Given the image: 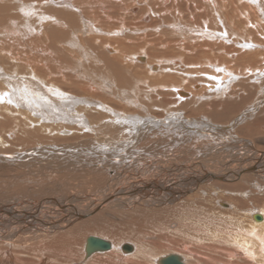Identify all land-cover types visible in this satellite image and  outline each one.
Listing matches in <instances>:
<instances>
[{
  "label": "bare ground",
  "instance_id": "bare-ground-1",
  "mask_svg": "<svg viewBox=\"0 0 264 264\" xmlns=\"http://www.w3.org/2000/svg\"><path fill=\"white\" fill-rule=\"evenodd\" d=\"M210 2L213 7H216V10H219L224 14H227L229 10L232 13L231 18L234 19L235 17H240L244 21L242 22L236 20L237 23H242L234 25L232 22H227L228 18L225 19L221 17L219 21L221 23L219 26L224 32L226 27L229 33L231 31L228 27H230L235 33H233L232 37H229L227 33L222 34L219 26H217L219 30H217L214 37L199 38V41L196 40L199 43H194V45L191 46L183 45L181 44L182 42L180 43L181 45H178V50H185V55L189 56L191 55L190 49L193 50L197 47V50H199L201 47L211 45L217 40L219 43L223 44L224 42L231 43L230 49L225 53L221 52V55L217 60H214L216 58H205L206 62L204 65L207 69L204 74L196 71L190 72L184 68L182 65V61L184 60H182V56L169 58L163 56V58L157 59L161 62H166L167 70H164L165 73L169 72L171 67L175 68L177 71L178 69H181L177 72L178 74L176 73L177 76H172L173 74L171 75L167 73L166 75H168V79H166V77L162 75V72H160V64H152V60H149L150 57L153 59L154 56H148V53H144L147 49H142L144 52L142 50H139L140 52L135 50L140 54L135 53V55L128 57L122 55L120 51L112 48L108 43H103L102 46H98L100 48L99 50L102 52L103 50H101V48L103 47L102 49H104L105 53L103 52L101 55L96 53L98 59H96V64L94 66L96 68L97 66H100L97 70L106 76H110L112 78L111 81H115V84L119 85L118 88L102 85L101 89L104 92L108 91L109 95L112 91L114 94L117 93L121 87H132L134 90L138 91V86L136 84L138 83L139 87L143 88V95L137 98L139 101L143 99L144 94L148 96V94L151 95V93L155 98H158L157 96H159V100L161 101H165L167 99L170 101L167 108L174 110L175 113L169 114V118H167L168 121L178 119L181 111V116L183 118H186L185 113L190 110L200 115V119L198 118V122L196 121V127L194 126L192 128V123L186 121L180 124L179 120H176V124L173 125V135H184L188 137V140H192V142L193 140H198L202 144H209L208 148H210V151L206 156H197L199 159L192 160L189 163H181L172 157H159L148 166L141 162L144 158L138 155L140 153V149L137 146L140 145L143 140H148V143L151 144L150 149L156 148V152L161 151L158 144H161L163 139H160V142L157 139L150 140V138L157 135V133L154 132H158L157 130L160 131V128H158L160 124L149 123L148 121L150 120H148V118L146 121L144 119L136 121L134 120L135 118L120 119L124 116V114L121 116L120 113L128 112L130 115L129 117H131V115H133L136 111L134 108H127L128 110H126V112H122L123 110L120 112V110L116 108H120V106L125 108L127 103H123L125 106L120 105V102H117V99L114 98V103V99L111 101L109 98L108 100L102 96L99 100L96 99L98 100V102H96L98 103L97 107L101 109V113L100 111L89 110V106L93 104L88 102L89 100L82 99L83 102L88 104L82 105L79 101L68 98L67 95H64L61 91H63L64 88L70 87L69 82L73 80L72 76H74L75 81L72 86H76L79 91H83L90 97L96 96L99 98L100 93L95 91L94 87L91 85L92 83L90 82V79L86 80L85 78L84 80V77L86 76L84 75L83 77L82 69H76V74L74 72V75L68 74L69 72L67 71L52 73L50 68L48 70V68L40 64L42 61L40 58L36 56L32 58L31 53L30 55L27 54L24 59L20 56V54H16V56L11 55L18 65L19 62L21 64L25 63V66L36 67L42 71L43 66V75L40 73V70L38 73L45 77H52L53 75L54 79H47L48 84L50 85L49 88H51L52 91L58 90L60 92L57 91L58 93H55L50 90L51 96H49V94L44 95L42 89L37 84H33L32 88L29 90L16 89V85H14L15 87L13 86L11 88V94L5 92L0 95L1 105L4 103H7V106L10 105V112H13V109H15L16 113L19 115L18 119H20V117H22V119H27V117L33 120L41 119L42 124L40 131L42 132L50 131V123H58V119L60 120L61 118V112L58 110H60L62 106L67 108V110L74 109L76 111H80L79 113L84 112V117L80 114L74 116L72 115L71 124L76 126L75 129L77 128V130L81 128H86L88 130L86 132L87 135L84 137L85 139L79 140L80 138L77 139L76 136L66 137L65 135L71 136V133L66 128H62L58 132V134H64L66 138L62 137L59 139L66 143L68 141L77 140L82 142L83 147L87 149L85 150L87 154H90L88 151H94L96 147L102 143V148H104V151L106 152H103L102 148H97L98 153L96 156L105 160H101V162H99L100 160H97L98 162H93L94 160H91L93 163L87 165V168L91 176L90 182L95 183V186L98 187L99 185L97 182H99L101 185L103 184L106 186V190L101 195L102 197H90L89 200L92 204L86 206L82 203V205L78 207L80 209L73 208V204L76 201L71 200L72 206H67L65 203L66 200L64 199H47L41 202L30 201L28 202V206L27 204H24L25 202H16V200V203L14 204H6V202L4 204L0 203V241H3L0 246H8L13 249L16 248L19 251V253L16 252L14 255L9 253L0 254V264H54V262H47L45 260V255H43L44 258L34 257L31 259L29 258L30 256L20 258L23 257L22 254L25 252L24 251L21 254L22 256L19 255L21 253V249L24 250V248H26L24 247V244H26L27 239L25 237H19V232H21V234H28L32 231H34L33 234L36 233V235L35 237L31 236V238H28L27 242L33 243L30 245L33 246V248L34 242H37L36 246L39 245V247L37 246V249H42V252L46 249V244H49L51 240L59 242L57 240H63L65 238L68 242H70L68 243L69 246L72 245V247H74L73 245H75V247H79L80 255L78 254V259L76 260V256H74L75 259L72 258L71 263L69 264H159L158 261L167 255L179 256L183 264H193L192 260L195 259L198 260H195L197 261L196 264H264V149L257 150L256 144L254 143L255 140V142L258 141L260 144H264V96L261 97L262 102L252 104L255 102L253 99L255 91L259 89L260 92L264 93V26L262 22L258 20V16H256V21L249 20L248 12H251L252 14L255 12H253L254 10L248 6L249 3L244 0H203V3H207V5H209ZM260 3L262 4V2ZM186 7L189 8L188 5H186ZM8 9L10 10V7L6 6V4L0 3V17L7 18L9 15ZM262 9L264 11L263 6ZM196 12L197 10L193 13ZM8 19L11 20L12 18ZM14 19L17 18L15 17ZM143 20L148 22L146 17H144ZM229 20L233 21L232 19ZM248 23H251V26L249 25L250 27H247ZM63 24L67 27L66 22L63 21ZM204 27L209 28L206 26ZM51 29L53 28H50V30ZM63 29L65 30L66 28ZM240 33H243L244 35H240ZM49 34L50 35L48 36L47 33H42V36L48 41L43 45L44 51H41V38H39L40 36L38 37L37 33L33 36V38H31L29 43H34L37 48L39 46L40 53L49 57V59H51L52 54H55L56 56L58 55V57L62 54L65 59V63L68 64L69 55L67 53V47H69V40L67 39V35L63 37V35L61 36L60 34L59 36L53 32H50ZM199 35L200 37L203 36L201 33H199ZM97 41H100L101 43V39L93 37L90 39L89 43L94 45L97 44ZM156 47H163L162 50H164V48H169L167 47L165 40L161 39L153 41V48L155 49ZM243 47H246L247 49H243ZM170 49H173V47H170ZM150 50H152V47ZM94 51L96 52L97 50L95 49ZM155 53L158 54L157 56L161 54L159 52ZM163 55L166 54L164 53ZM103 56L105 57L104 60ZM2 61L3 58L0 59V63H2ZM98 61L100 62L97 65ZM11 62H14V60L12 59ZM128 63L133 66L131 67V71L134 80L130 79L129 73L127 72L129 68L127 69L124 67L127 66ZM194 64L196 66L200 65L196 64V61ZM173 65L175 67H173ZM157 69L159 75H156ZM26 70H28V68ZM144 70L147 71L148 76H140L141 74L146 73ZM29 71L31 73V70ZM94 73L96 72L94 71ZM196 76L199 78L195 79ZM174 78H176V80H174ZM33 79L34 78L31 80ZM58 80L60 83H57ZM176 81L181 82L183 86L174 85L173 83ZM61 82L65 83L66 86L59 85L62 84ZM139 82L146 84L147 89ZM8 86H10V84ZM149 91L151 93H147ZM114 94H112L111 97H114ZM219 96L223 97L224 100H220L219 102L213 101V98L215 100V98ZM258 96L260 97L261 95ZM126 98L129 99L127 95ZM104 103L106 104V109L104 106L102 108ZM155 103L158 107L159 105L157 104L160 102L157 101ZM75 105H78V107ZM244 106H247V108L242 112L240 109ZM107 108L109 109L108 112L110 111L109 113L106 111ZM167 108H163V110L165 111ZM19 110L26 111V114L28 112V116H24L21 112H19ZM202 111L204 114H202ZM239 111L242 113H239ZM147 114L150 115L149 113ZM152 119L154 120V118ZM4 120H7L4 124H12V121L15 122L12 117V113L8 114V118L4 117ZM144 122L149 123V125H144ZM89 123L92 126H90ZM178 124L180 127L177 126ZM62 126L64 127V124ZM54 129L56 128L54 127ZM52 131L53 130L50 132ZM78 132L76 134H78ZM152 132L154 134H151ZM164 132L166 133V130ZM13 133H6L9 139H13V142L11 143L8 139V141H4L3 146L10 147L14 145L16 136ZM73 133H75V130ZM113 133H116L114 137L112 136ZM48 134L50 133L48 132ZM42 135H45L44 138L46 137V133H42ZM119 139L123 141H117ZM91 142H94L95 146L94 144L91 146ZM182 142L183 141H181V143ZM216 142H219V144L214 145ZM163 148H165V146H163ZM41 152L31 150L27 156L33 159V156H35L34 154L36 153L35 158H38V154L40 155ZM79 153L81 154L80 150ZM104 153L106 157L103 155ZM92 154L95 155L93 152ZM109 154L111 156L113 155V158L119 154L118 163L113 158L107 159ZM59 157L61 156H57L60 161L61 158ZM49 162L51 164L50 159ZM75 162L78 163L77 160L73 163L76 164ZM55 166H57V172L66 174L65 168L62 167L64 165H60L61 167L59 165ZM55 166H50V169H55ZM121 167H125L123 171L118 170L122 169ZM73 168L76 171H80L81 169V167H78V164H76ZM109 171H113L114 174H112V177H108ZM130 171L133 172L134 176H128ZM47 172L51 173V170ZM57 172L55 173L57 174ZM123 196L132 197V206L127 203ZM79 200L81 202L85 201L82 198H79ZM13 201L14 199L10 202ZM15 208H17V210H15ZM110 210L116 214L126 213L127 215H132L133 212L135 215L138 211H145L146 213L144 214H147L145 216L155 213H161L160 216L166 214V223H163V227L165 232H168L169 230L171 233L169 236L175 235L176 237L178 234H183L189 229L195 230L190 231L195 233L198 232L202 236L200 235L201 237L197 238V241L193 242L195 243L194 245L187 244L183 241L182 243L177 242L178 250L175 251L169 248L166 250H171V253L156 252V248L149 247L150 244L141 238V236L135 238V240H133L134 243L131 242L122 246L121 242L125 240H116V242H114L113 240L100 236L96 233H94L95 235L88 234L84 239L79 237L78 233H84L87 229L93 230L95 225L106 226L105 222H108L107 219L109 215L112 214L109 212ZM254 216H260L261 219L255 220ZM139 217L141 216H138V218ZM179 219L180 221L177 223L176 221ZM131 223L134 224L135 222L131 221ZM165 224L168 225V227ZM160 226L162 228V224H160ZM137 230L139 231L141 229L139 228ZM190 231H188V233ZM88 232L89 231H86L85 233L87 234ZM133 233L141 235L138 234L139 232ZM195 233H193L194 237ZM182 236L184 237V235ZM89 237H100L106 239L103 241L108 243L110 248L103 252H94L90 256L86 257L85 245L86 240ZM161 238L162 240H167L164 236ZM181 239L186 241L184 238ZM14 242L15 244H13ZM41 244L44 245L41 246ZM126 245L130 246L131 250L123 252L122 248ZM190 246H193V250H191ZM65 248L67 247H64L63 249L65 250ZM194 249H199V251L201 250L206 253L201 255L196 253L195 251L197 250L194 251ZM67 252L70 253L69 250ZM56 254L54 257H56ZM63 257L61 260L65 258ZM66 257L68 258L69 256L67 255ZM70 259L71 257L69 260ZM190 259L192 263L190 262Z\"/></svg>",
  "mask_w": 264,
  "mask_h": 264
},
{
  "label": "rangeland",
  "instance_id": "rangeland-1",
  "mask_svg": "<svg viewBox=\"0 0 264 264\" xmlns=\"http://www.w3.org/2000/svg\"><path fill=\"white\" fill-rule=\"evenodd\" d=\"M244 1L249 3L248 6L254 10L253 12H255L254 14H252L251 12H248L249 13V20L250 21H253V20L256 21L257 20L256 16H258V20L260 22H262V24L264 26V11L262 9V6L264 7V0H258V1H256V0H244ZM260 2H262V4ZM0 3L6 4V6L10 7V10L8 9L9 15L7 16V18L0 17V56H2V57H0V59L3 58L2 63H0V95L2 93H5V92L11 94V91H12L11 88L14 85H16V89L29 90L30 88H32L33 84H37L42 89V92L44 95L49 94V96H51V92H50L51 88H49L50 85L48 84L47 79H49V78L54 79V78H53V75H52V77L42 76L43 72H44L43 66L48 68V70L50 68L52 73H56L59 71H67V72H69L68 74H70V75H74V72L76 74V69H82L83 70V77H84V75L86 76V77H84V80H85V78H86V80L90 79V82L92 83L91 85L94 87L95 91L99 92L101 95L99 94V98L96 96L90 97L89 95H87L83 91L82 92L79 91L76 86H72V84H74V81H75L74 76H72L73 80L71 82H69L70 87L68 86L69 88H64L63 91H61L62 93H64V95H67L68 98H72L76 101H79V103H81L82 105H84V104L88 105L87 103L83 102L82 99L89 100L88 102L93 103L92 105L89 106V110H92V111L95 110V111H100V112H101V109L97 107L98 103H96V102H98L100 97L103 96L104 98H107V99L109 98L111 101L115 98L118 100L117 102H120L119 103L120 105H124L125 103H127L126 106L124 105L125 108H123L122 106H120V108L114 106L118 110H120V112L122 110H123L122 112H124V111L126 112V110H128L129 108H134L136 110L135 111L136 114L134 113L135 116L133 114V115H131V117H129L130 115L128 112L120 113L121 116H123L122 114H124L123 118L121 117L120 119L123 120L124 118H132V119L135 118L134 120H136V121L140 120V119H144L146 121L148 118V120H150V121H148L149 123L160 124L158 126V128H160V131L157 130L158 132H154V133H157L158 136L156 135L155 137L150 138V140L157 139L159 141L160 139H163L161 144H158L160 146L161 151L156 152L155 151L156 148L150 149L151 144L148 143V140H143L140 143V145L137 146L140 149V153L138 155L144 158V160L141 162H143L144 164H146L148 166V165H150V163L156 161L157 158H159V157H161V158L172 157V158H175L176 160L180 161L181 163H189L192 160L199 159L197 156H200V155L206 156L208 154V152L210 151V148H208L209 144H204V143L202 144L198 140H193V142H192V140H188V137L184 136V135H179V134L173 135L174 134L173 125L176 124V120H179L180 124H182L184 121L192 123L191 125L193 128L194 126L196 127L197 122H198V118L200 119V115L198 113L192 112L190 110L187 113H185L186 118H183L181 116L182 115L181 114L182 111H181L180 115L178 113V115H179L178 119H175L173 121H168L167 118H169V114L175 113L174 110L167 108V105L170 103V101L168 99L165 101H163V100L161 101V100H159V96H157L158 98H155L154 95H152V93L150 91L147 93H151V95L148 94V96H146L144 94L143 99L141 101H139L137 98L139 96L143 95V92H142L143 88L139 87L138 83H136L138 86V91L134 90L132 87H129V88L121 87L120 90L117 91V93L114 94V93H112L113 92L112 91V92H110V95H109L108 91L104 92L101 89V86L102 85H108V86L113 87V88H118L119 85H116L115 81H111L112 78L110 76H106V75L102 74L100 71H98L97 68H99L100 66H97V68L94 67L96 64V59H98L96 53H99L100 55L103 52L105 53L104 49H102L103 47L101 48V50H103V52L100 51L99 50L100 48L98 47L99 45L102 46L103 43H108L112 48H115L116 50L120 51V53L122 55L128 56V57L135 55V53L140 54V53H137V51L140 52L142 49H145V50L147 49L146 52H144L143 50L142 51L146 54L148 53L149 54L148 56H150V55L154 56L153 59H151V57H150L149 60L153 61V62L151 61L152 64H157V63L160 64V66H161L160 72H162V75L164 77H166V79H168L167 78L168 75H166L167 73L171 74V75L173 74L172 76H177V74H178L177 72H179V70H181V69H178V71H177L175 68L171 67L170 68L171 70L169 72L165 73L164 70H167L166 69V62H161L157 59V58H163V56L168 57V58L174 57V56H182L183 57L182 60L184 59L182 61L183 62L182 65L184 66V68H186L190 72L196 71V72H201L202 74H204V72L207 69L204 65L206 62L205 58H216L214 60H217L218 57L221 55V52L225 53V52H227V50L230 49L231 43L224 42V44H223V43H219L217 40V41H214L211 45H205V46L201 47L199 50H197V47L193 50L190 49L191 55H189V56L185 55V52H184L185 50L179 51L178 45L183 44V45H190L191 46V45H194V43H199L196 41L199 38L214 37L215 34L217 33V30H219L217 26H219L221 23V22H219L221 17L225 18V19L228 18L227 22H232L234 25H238V24L242 23L244 21L243 19H241L240 17H235L233 19V18H231L232 13L229 10H228L227 14H224L221 11L216 10V7H213L211 2L209 3V5H207V3H203V0H0ZM186 5H188L189 8H187ZM212 8H214V9H212ZM195 10H197V12L193 13V12H195ZM214 13L215 14L217 13V14L215 15ZM68 14L69 15L71 14V15L69 16ZM14 16L17 19H14L15 18ZM144 17H146L148 19V22L143 20ZM8 18H12V19L10 20ZM138 18H139V21H138ZM229 19H232L233 21H231ZM236 20L242 21V22L237 23ZM63 21L66 22L67 27H65V25L63 24ZM203 22L205 25L203 24ZM249 25L251 26V23H248L247 27H250ZM204 26L209 27V28H205ZM49 27L53 28V29L50 30ZM102 27H103V29H102ZM159 27H161V28H159ZM63 28H66V29L64 30ZM219 28H220V31L222 32V34L227 33V35L229 37H232L234 32L230 27H228V29L231 31L230 33L227 31L226 27H225V32L223 31V29L220 26H219ZM143 31H144V33H143ZM50 32H53L54 34L59 35V36L61 34V36L63 35V37H65L67 35V39L69 40V43H68L69 47H67L68 52L66 51L69 55L68 56L69 59L67 58L68 64L65 63V59L63 58L62 54L59 57H58V55L56 56L55 54H52L51 55L52 60H51V59H49V57L42 55L40 53V47H41V51H44L43 45L48 42L47 39H45L42 36V33H47L49 36ZM36 33L38 34V37L40 36L39 37V38H41L40 43L42 45L40 47L38 46V48H37V46L34 45V43H29L31 38H33V36H35ZM199 33H201L203 36L200 37ZM240 35H244V34L240 33ZM93 37H98L99 39H101V43H100V41H97L98 45L97 44L91 45L89 43V41ZM103 37H104V39H103ZM105 37H106V41H105ZM107 37H109V38H107ZM127 37H129V38H127ZM79 39H80V41H79ZM159 39L165 40L166 45L169 48L168 49L164 48V50H162L163 47H156L154 49L153 48V41H156ZM43 40H44V42H43ZM145 43H146V45H145ZM147 44L148 45L150 44V45L148 46ZM59 45H62V44H59ZM151 47H152V50H150ZM170 47H173V49H170ZM203 48H205V49H203ZM95 49L97 50L96 52L94 51ZM243 49H247V48L243 47ZM38 50H39V52H38ZM135 50H137V51H135ZM61 52H63V51H61ZM155 52H159L161 54H159V56H157L158 54ZM30 53L32 55V58L36 56L42 60L40 62V64L43 65L42 66L43 71L40 70L39 68H36V67L27 66V65L25 66V63L21 64L19 62V65H18L16 63L15 59L11 56V55L16 56V54L17 55L20 54V56L23 57V59H24V57H26L27 54L30 55ZM164 53L166 55H163ZM221 57H223V56H221ZM11 58L14 60V62H11L12 61ZM104 59H105V57L103 58V60ZM154 60H155V62H154ZM195 61H196V64H200L199 65L200 67L196 66L194 64ZM99 62L100 61L97 62V65L99 64ZM26 67L28 68V70H26L27 69ZM124 67L127 69L129 68L127 70V72L129 73L130 79L134 80L133 79L134 77H133V74L131 71V67H133V66H131V64L128 63V65L124 66ZM173 67H175V66L173 65ZM29 70H31V73ZM39 70L41 71L40 73L42 75H40V73H38ZM94 71L96 73H94ZM144 71H146V70H144ZM157 71H158V69L156 70V72ZM146 74H147V71H146V73H143L140 76H148V74L147 75ZM156 75H159V73L157 72ZM38 77H40V78H38ZM32 78H34V79L31 80ZM197 78H199V77L196 76L195 79H197ZM174 80H176V78H174ZM168 81H171V80H168ZM83 82H85V81H83ZM5 83L7 86L5 85ZM57 83H60V81L58 80ZM61 83L62 84H59V85H61V86L65 85V83H63V82H61ZM9 84H10V86H8ZM84 84H86V83H84ZM140 84L144 88H146V84H143V83H140ZM173 84L183 86V84L179 81H176ZM6 88H7V90H6ZM110 90H112V89H110ZM57 91L58 90H55L52 92H55V93L60 92V91H58V92ZM112 94H114L115 96L111 97ZM126 95H127V97H129V99L126 98ZM258 95H261V96L259 97ZM263 96H264V93L260 92L259 89L257 91H255V94L253 96V99L255 102L252 104H255V103L258 104V103L262 102L261 97H263ZM96 99H98V100H96ZM115 99H114V103H115ZM220 100H224V98L221 96L216 97L215 100L213 98V101H215V102L216 101L219 102ZM157 101L160 102L159 104H157V105H159L158 107L155 105L156 104L155 102H157ZM148 105H149V107H148ZM94 106H96V107H94ZM103 106L105 108L106 104L104 103V105H102V108H103ZM9 107H10V105L7 106V103H4L2 105L0 103V203L4 204L6 202V204H14L16 202H25L24 204L25 205L27 204V206H28V202H30V201L41 202V201H43V200L45 201L47 199L48 200L64 199V200H66L65 203L67 204V206H72V201H76L73 204V208L80 209L78 207H80L82 205V203H83V205L85 204L86 206L92 204V202L89 200L90 197L91 198H96L99 196L102 197L101 195L106 190V188H105L106 186H104L103 184L101 185L99 182H97V184L99 185V187H98V186H95L96 185L95 183L90 182L91 176H90V173H89L88 168H87V165L92 164L93 162H98L97 160H100L99 162H101V160L102 161L105 160V159L103 160L102 158L96 156L98 153L97 148L103 147L102 143L96 147V149H97V150L95 149L96 151L95 150L94 151H88V153L90 152V154H92V152L95 154V155H93V154L90 155V154L86 153L85 150H87V149H85L83 147L82 142L77 140V141H68L66 143V142L59 139V138L65 137V136L66 137H68V136L69 137H72V136L75 137L76 136L77 139L80 138L79 140L85 139L84 137H85V135H87L86 132L88 130L86 128H81L82 130L81 129L77 130V128L75 129L76 126L71 124V119H72L71 116L72 115L74 116V115L80 114V115H83V117H84L85 116L84 112L79 113L80 111H76L74 109L67 110V108L62 106L61 109L58 110L59 112H61V115H60L61 118H60V120L58 119V123H55V124L50 123L49 124V127L51 128L50 131L53 130L54 132L48 131L50 133V134H48V132L40 131L41 130V124H42L41 119L33 120V119H29L28 117H27V119H22V117H20V119H18L19 115L16 113V110L13 109V112H10L11 107L10 108ZM76 107H78V105ZM163 108L164 109L167 108V110L164 111ZM246 108H247V106H244L240 110H242V112H243ZM108 110L109 109L107 108V110H106L107 113L110 112V111L108 112ZM19 112H21L24 116H28V112H27V114L25 113L26 111L19 110ZM111 112H114V111H111ZM242 112L239 111V113H242ZM9 113H12V117L14 118L15 122L12 121L13 122L12 124H4V122L7 121V120H4V117L8 118ZM147 113H149L150 115H148ZM202 114H204V112ZM110 116H111V114H110ZM151 116H153V117H151ZM67 118H69V119H67ZM152 118H154V120ZM20 123H22V124H20ZM62 123L64 124V127L62 126L63 125ZM149 123L144 122L143 124L144 125L146 124V126H148ZM89 125L92 126L90 123H89ZM34 126L38 127V128H35ZM177 126L180 127L179 124ZM54 127L56 129H54ZM62 128H66L71 133V136L70 135L64 136V134H58V132ZM70 128H72V129H70ZM74 130H75V133H73ZM80 130L82 132L84 131L85 133L84 132L82 133ZM165 130H166V133L164 132ZM77 132H78V134H76ZM96 132H97V130H96ZM6 133L15 134L16 138L14 140L13 146H10V147L9 146H3L4 141H8V139H9L6 135ZM42 133H46L45 138H44L45 135H42ZM154 133L152 132L151 134H154ZM53 134H54V136L55 135L56 136L54 137ZM115 134L116 133H113L112 136L114 137ZM169 134H171V135H169ZM181 134H183V133H181ZM59 135H60V137H59ZM78 135H80V136H78ZM123 139H126V138H123ZM12 140L9 139V141L11 143L13 142ZM117 141L121 142L123 140L119 139ZM181 141H183V142L181 143ZM29 142H31V143H29ZM146 143H148V144H146ZM254 143L256 144L257 150L264 149V144H260L258 141L255 142V140H254ZM80 144H82V145H80ZM93 144H94V142H91V146ZM195 144H196V146H195ZM216 144H219V142H216L214 145H216ZM100 145H102V146H100ZM94 146H95V144H94ZM163 146H165V148H163ZM197 146H198L199 152L197 151ZM199 148L201 151L199 150ZM31 150L32 151L35 150V151H39V152H41L42 150L43 151L40 153V155L38 154V158H35V156H36V153H35L34 154L35 156H33V159H32L29 156H27V154L30 153ZM79 150L81 151V154L79 153ZM102 151L106 152V151H104V148H102ZM99 152H101V151H99ZM75 153H77V154H75ZM67 154L69 157L67 156ZM58 155L61 156L59 158L62 159L63 163L61 162V159L59 161V159L57 158ZM103 155L105 156V153ZM118 156H119V154H117V156H114V158H113V155L111 156L109 154V156H107V159L113 158L118 163V161H119ZM30 159H32V160H30ZM49 159L51 160V164L49 162ZM72 159H73V161H72ZM74 159L78 161V163H76V162L75 163L78 164V167H81L82 170L80 169V171L79 170L76 171L73 168L76 166V164L73 163L75 161ZM91 160H94V161L91 162ZM186 160H188V161H186ZM55 162L58 164H56ZM54 164L59 165V166L64 165L62 167L65 168L66 174L62 173V172H61L62 174L57 172L58 171L57 166H55ZM71 165H73V166H71ZM50 166H55V169H50ZM67 166H69V167H67ZM42 168H44V169H42ZM121 168L122 169H118V170L123 171V169L125 167L124 168L121 167ZM50 170H51L52 174L47 172ZM55 172H57V174ZM112 174H114L113 171H109L108 177H112ZM128 176H130V177L134 176L133 172L130 171ZM87 177H89V178H87ZM112 191H114V190H112ZM116 191H115V193H116ZM126 195H124V196H126ZM79 198H82L85 201L81 202L79 200ZM124 198L126 199L127 203L132 206V204H131V202L133 201L132 197L131 198L130 197H124ZM13 199H14V201L10 202ZM15 200H16V202H15ZM24 207H26V206H24ZM15 210H17V208H15ZM109 212H111L112 214L109 215V217L107 219L108 222H105L106 226L105 225H103V226H96L95 225V228L93 230H89V229L86 230V231H89L87 234L85 233L86 231H84V233L83 232L78 233L79 237L84 239L85 236H87L88 234L95 235L94 233H96L100 236L111 239L114 242H116V240H118V241L125 240V241L121 242V246H122L124 244H128L131 242L134 243L133 240H135V238H138L141 236V238H143L146 242H148V244H150L149 247H151V248L155 247L156 248V252H158V253H162V252L163 253L164 252L165 253H171V250H169V251H166V250L168 248L173 249L175 251L178 250L177 249V242L182 243V241H183L187 244H193L194 245L195 243H193V242L197 241L196 239L202 236L198 232L197 233L191 232V231H195V230H191V229L188 230V231L191 230L189 233H188V231H186L187 233L182 232L183 234H178L176 237H175V235L169 236V235H171V233L169 232V230H168L169 233L167 231L165 232L164 231L165 229L163 227V223H166V218H167L166 214H164L163 216H160L161 213L160 214L155 213L152 215L148 214V216H145V215H147V214H144V213H146L145 211H140V212L138 211L137 214H135L136 215L135 216L133 211H132L133 212L132 215L131 214L127 215L126 213L116 214L111 210ZM122 215H124V216H122ZM137 215L141 216V217L138 218ZM131 221L135 222V223L132 224ZM179 221H180V219L177 220L176 222L179 223ZM136 222H139V223H136ZM141 222H142V224H141ZM110 223L111 224L113 223V224L111 225ZM118 224H120V225H118ZM160 224H162L163 229L161 228ZM166 226L168 227V225H166ZM103 228H105V229H103ZM139 228L141 230L138 231L137 229H139ZM133 232H136V233L139 232L138 234H141V235L134 234ZM19 233H20L19 237H21V238L25 237L27 239V241H28V238H31V236L35 237V235H36V233L33 234L34 231L29 232L28 234L27 233L21 234V232H19ZM193 233H195V237L193 236ZM38 235H40V234H38ZM78 235H77V238H78ZM80 235H82V236H80ZM182 235H184V237ZM162 236L167 238V240H162V238H161ZM97 238H100V237H97ZM151 238H153V239H151ZM181 238L186 239V241L189 239L190 241L188 240L186 242ZM190 238H192L194 240H192ZM100 239L106 240L104 238H100ZM174 239H176V240H174ZM27 241H26V244H24V247H26V248H24V250L20 248L21 253L19 255H21L25 251L22 254L23 257H20V258H26L29 256H30L29 258H31V259H33L34 257L35 258H38V257L44 258L43 255H45V260L47 262L50 261L49 263L54 262V264H63V263L69 264V263H71L72 258L73 259L76 258V260H77L79 257L78 254L80 255L79 247H75V245H73L74 247H72V245L69 246L68 243H70V242H68L66 240V238L63 240H57L59 242L51 240L49 244H46V246L48 248L46 247V249L43 250V252H42V249L41 250L37 249V246L39 247V245L36 246L37 242H34V248H33V246H30L33 243L27 242ZM2 242L3 241H0V245L2 244ZM166 242H168L169 244ZM13 244H15V242ZM28 244H29V246H28ZM42 245H44V244H41V246ZM163 246H164V248H163ZM51 247H53L54 249ZM64 247H67L68 249L65 248V250H64L63 249ZM190 247H191V250H193L192 249L193 246H190ZM29 248L32 250L34 249V250L32 251ZM76 249H78V250H76ZM68 250L70 253L67 252ZM195 250H197V251H195ZM59 251H61V252H59ZM78 251H79V253H78ZM194 251L198 254H201V255L206 253V252L204 253L201 250L199 251V249H194ZM16 252L19 253L18 249H16V248L13 249L12 247L9 248L8 246H4V247L0 246V254H3V253L8 254L9 253L11 255L12 254L14 255V254H16ZM51 252H52V255H51ZM57 252H59V253H57ZM45 253H47V254H45ZM72 253H73V256H72ZM75 253H77V254H75ZM55 254H56V257H54ZM59 254H60V256H59ZM57 255H58V257H57ZM63 255L65 258L63 257ZM67 255L69 256L68 258L66 257ZM74 256H76V257L74 258ZM62 257L64 258V259H62L63 261L61 260ZM70 257H71V259L69 260ZM48 258H49V260H48ZM67 259L70 262H68ZM28 260H30V259H28ZM195 260H197V259H195ZM195 260H192L193 264H196V262L198 261V260L197 261H195ZM65 261H67V262H65ZM190 262H191V259H190Z\"/></svg>",
  "mask_w": 264,
  "mask_h": 264
},
{
  "label": "water",
  "instance_id": "water-1",
  "mask_svg": "<svg viewBox=\"0 0 264 264\" xmlns=\"http://www.w3.org/2000/svg\"><path fill=\"white\" fill-rule=\"evenodd\" d=\"M255 220H260V216H254ZM110 248L109 244L106 243L103 240L97 239V238H93V237H89L86 240V245H85V255L90 256L92 253L94 252H103L106 251ZM131 247L126 245L123 246L122 251L126 252V251H130ZM159 264H183V262L181 261V258L179 256L176 255H167L165 257H162L159 261Z\"/></svg>",
  "mask_w": 264,
  "mask_h": 264
}]
</instances>
